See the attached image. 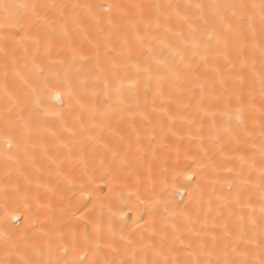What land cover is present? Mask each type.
<instances>
[{"label": "snow or ice", "instance_id": "6c2138e0", "mask_svg": "<svg viewBox=\"0 0 264 264\" xmlns=\"http://www.w3.org/2000/svg\"><path fill=\"white\" fill-rule=\"evenodd\" d=\"M0 264H264V0H0Z\"/></svg>", "mask_w": 264, "mask_h": 264}, {"label": "bare ground", "instance_id": "6f19581e", "mask_svg": "<svg viewBox=\"0 0 264 264\" xmlns=\"http://www.w3.org/2000/svg\"><path fill=\"white\" fill-rule=\"evenodd\" d=\"M100 187L103 189V191H101L100 195L101 196L106 195L107 194V189L103 188V185H101ZM124 211L127 213V216L129 218H133L135 216V213L133 211H129L128 208H125ZM21 226H23L22 221H21Z\"/></svg>", "mask_w": 264, "mask_h": 264}]
</instances>
